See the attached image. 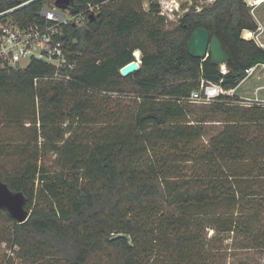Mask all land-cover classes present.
Instances as JSON below:
<instances>
[{
    "label": "trees",
    "instance_id": "obj_1",
    "mask_svg": "<svg viewBox=\"0 0 264 264\" xmlns=\"http://www.w3.org/2000/svg\"><path fill=\"white\" fill-rule=\"evenodd\" d=\"M144 1L115 0L95 22L67 29L74 82L54 81L41 61L0 69V177L31 212L19 224L0 210V242L23 261L213 264L211 230L264 251V104L242 103L239 93L248 69L264 63V49L243 38L259 30L252 7L216 0L168 30L159 3L146 11ZM46 2L17 18L33 20ZM18 3L0 0V13ZM199 27L221 41L226 73L189 54ZM138 50L140 70L122 76ZM202 81L235 92L194 117L186 99ZM214 123L222 127L206 141ZM50 153L56 170L43 163Z\"/></svg>",
    "mask_w": 264,
    "mask_h": 264
},
{
    "label": "built area",
    "instance_id": "obj_2",
    "mask_svg": "<svg viewBox=\"0 0 264 264\" xmlns=\"http://www.w3.org/2000/svg\"><path fill=\"white\" fill-rule=\"evenodd\" d=\"M18 1L17 5L0 13V69L25 68L33 61H41L55 68L56 71L51 76L54 81H76L79 63L74 58L72 46L66 42V31L71 26L85 27L91 16L97 17L104 6L112 4L115 0L89 2L77 10L71 7L61 8L56 6V0H47L35 13L33 20H30V14L28 21L19 20L17 12L31 7L39 0ZM168 4H165L168 11L164 7L161 10L163 16L174 14L181 8L179 2H176L175 7ZM257 71L258 66L249 68L246 79L254 76ZM234 92L235 90H224L221 84L202 81L201 88L192 92L186 101L197 105H210L222 95H234ZM244 100L248 104H264V100L258 98Z\"/></svg>",
    "mask_w": 264,
    "mask_h": 264
},
{
    "label": "rangeland",
    "instance_id": "obj_3",
    "mask_svg": "<svg viewBox=\"0 0 264 264\" xmlns=\"http://www.w3.org/2000/svg\"><path fill=\"white\" fill-rule=\"evenodd\" d=\"M154 1H157V3H159L161 10L163 7L167 10V7L165 5L166 3H169L168 6L175 7L177 5L176 2H179L181 6L179 11H175L174 14L165 15V18L167 19L166 29L171 30L178 25L179 20L186 13L192 10L200 11L201 8L208 7L209 5L214 3L215 0H176V2H174L173 0ZM150 3L151 2L149 0L144 1L143 8L146 11H149L150 9ZM248 5L252 7V15L257 21L259 28H261L257 32H250V37L251 39L256 40L257 43L264 49V0H254L250 3L248 2ZM73 8L74 7H72V9ZM134 56L136 57L135 53ZM140 56L136 57V59L141 61V51ZM263 65L264 63L257 64L256 66H258L259 68L258 71L253 77L249 78L248 80H245V83L240 88L239 93L241 96L242 103L248 104L244 100V98H258L260 100H264ZM227 70L228 69L226 68V70L222 71L227 72ZM123 103L126 102L123 100ZM208 107L209 106L204 105H194V117H196L197 115L200 116L203 110H207ZM26 125L29 126V124ZM206 127H209L207 129V134L205 135V140L208 141L213 135L217 134V132L221 129L222 126L219 123H214L209 124ZM40 142L44 143V140L41 138ZM55 159L56 155L50 153L45 156V159L43 157V163H46L47 167H50L51 170H56L58 168H56L53 162L55 161ZM262 223L264 224V222ZM4 228L5 222L3 220H0V238L1 232L4 230ZM213 236L215 239L212 241V244L209 245L210 255L206 257V259L209 260L210 263L212 262L213 264H264V251L256 247V244L252 238L243 235H238L237 233L219 234L216 233V230H211L209 232V237ZM17 251V247L12 250L6 243L0 242V264H48V259L37 263L23 261L17 256Z\"/></svg>",
    "mask_w": 264,
    "mask_h": 264
},
{
    "label": "water",
    "instance_id": "obj_4",
    "mask_svg": "<svg viewBox=\"0 0 264 264\" xmlns=\"http://www.w3.org/2000/svg\"><path fill=\"white\" fill-rule=\"evenodd\" d=\"M251 0H247V3ZM73 0H56V6L61 8H72ZM96 16H91L90 21L95 22ZM243 38L251 40L250 31L243 32ZM188 52L196 59L205 61L211 57L213 62L226 70L228 64V54L224 50L221 41L217 36H212L211 32L203 27L195 29L188 42ZM140 60L136 59L121 69V75L124 77L137 73L141 67ZM27 197L22 192H15L3 182L0 177V210H5L11 218L17 223H25L31 212L27 209Z\"/></svg>",
    "mask_w": 264,
    "mask_h": 264
},
{
    "label": "bare ground",
    "instance_id": "obj_5",
    "mask_svg": "<svg viewBox=\"0 0 264 264\" xmlns=\"http://www.w3.org/2000/svg\"><path fill=\"white\" fill-rule=\"evenodd\" d=\"M251 1H254V0H251ZM135 55H136V57H139L140 56V51L138 50V51H136L135 52ZM141 57V56H140Z\"/></svg>",
    "mask_w": 264,
    "mask_h": 264
},
{
    "label": "flooded vegetation",
    "instance_id": "obj_6",
    "mask_svg": "<svg viewBox=\"0 0 264 264\" xmlns=\"http://www.w3.org/2000/svg\"><path fill=\"white\" fill-rule=\"evenodd\" d=\"M261 28H259V30H260Z\"/></svg>",
    "mask_w": 264,
    "mask_h": 264
},
{
    "label": "clouds",
    "instance_id": "obj_7",
    "mask_svg": "<svg viewBox=\"0 0 264 264\" xmlns=\"http://www.w3.org/2000/svg\"><path fill=\"white\" fill-rule=\"evenodd\" d=\"M140 68V67H139Z\"/></svg>",
    "mask_w": 264,
    "mask_h": 264
}]
</instances>
